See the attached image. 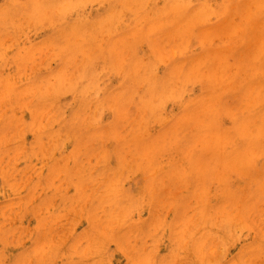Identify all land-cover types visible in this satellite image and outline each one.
Here are the masks:
<instances>
[{
    "label": "rangeland",
    "instance_id": "obj_1",
    "mask_svg": "<svg viewBox=\"0 0 264 264\" xmlns=\"http://www.w3.org/2000/svg\"><path fill=\"white\" fill-rule=\"evenodd\" d=\"M112 1L0 0V264H264V164L260 166L264 163L260 155L264 154V116L255 112H264L256 101L263 99L259 103L264 107V49H257L256 42L248 43L247 34L243 37L248 11L258 12L253 21L264 26V0H145L138 6L146 4L145 8L137 7L144 12L132 7L138 0H120L125 7L129 1L126 10L117 0L111 6ZM168 3L180 6L173 9ZM242 5H247L244 11ZM198 7L213 12L201 14L207 16L204 23ZM195 10L199 23L192 15ZM188 17L195 20L191 28L186 27ZM80 24L83 31L76 32ZM180 27L186 36H181ZM209 33L214 38L211 41L206 38ZM261 36L259 43L264 41ZM218 53H223L222 60ZM194 64L204 71L200 78V72L189 68ZM220 67L225 71L219 70L218 75ZM215 69L217 73L212 72ZM136 71L143 72V77L152 76L139 83L141 76L136 77ZM191 71L196 76L188 74L190 80L186 72ZM207 72L209 78L204 79ZM209 97L215 108L212 100L211 105L206 102ZM249 105L256 108L251 106L249 111ZM251 111L259 113L260 119ZM208 117L212 126L206 124ZM243 127L251 132L250 143H256L253 150L251 146L246 150L248 144H244L249 141H243L248 135ZM236 129L245 136L240 137ZM224 131L232 137L222 135L225 142L219 137ZM217 134L220 142L213 137ZM235 137L243 138L244 144L238 139L235 144ZM211 146L217 151L215 156ZM240 148L247 153L243 155ZM232 149L238 151L237 156H250L248 162L242 156V163L251 168L253 161L249 173L256 182L246 175L248 168L241 159H235V164L225 160ZM251 150L257 152L251 155ZM220 161L225 168L232 166L223 172L219 170L222 163L215 167ZM211 167L223 172L217 176L225 183L217 182ZM258 182L263 185L253 190ZM147 185L152 186L145 191ZM228 188L234 193L230 198L222 193H228ZM242 197L240 204H248L237 211L235 203ZM124 239L121 247L118 241Z\"/></svg>",
    "mask_w": 264,
    "mask_h": 264
},
{
    "label": "bare ground",
    "instance_id": "obj_2",
    "mask_svg": "<svg viewBox=\"0 0 264 264\" xmlns=\"http://www.w3.org/2000/svg\"><path fill=\"white\" fill-rule=\"evenodd\" d=\"M113 1H115V0H113ZM113 1H112V5H111V6H113V3H114ZM119 1H120V0H117V2L115 1V3H119ZM122 1H124V0H121V2H122ZM130 1H131V0H130ZM132 1H133V0H132ZM140 1L143 2V3L147 2V1H145V0H143V1H142V0H138L139 4H138V2L136 1L138 5H137V4H135V5L132 4V7L135 6V8L133 7L134 9H136V10H138V11H142V12H144L143 10H140V9L145 8L144 6H145L146 4H144V6H140V7H142V8H140V7H138L139 5H142ZM149 1H150V0H149ZM127 2H128V3H127V5H128V4H129V1H127ZM154 2H155V1H154ZM159 2H160V0H159ZM164 2H165V0H164ZM164 2H163V3H164ZM260 2H261V1H260ZM263 2H264V1H263ZM119 4H120V3H119ZM119 4H118V5H119ZM148 4H150V3H148ZM156 4H157V3H155V6H157ZM168 4L170 5V3H168ZM185 4H186V3H184V5H185ZM120 5H122V8H123V9H125V8L127 7V5H126V7H125V6L123 5V3L120 4ZM120 5H119V6H120ZM136 5H137V6H136ZM162 5H163V4H161L160 6L162 7ZM174 5H175V6H180V4H177V5H176V4H172V6H171V5H170V6L174 9V8H175ZM181 5H182V3H181ZM184 5H183V6H184ZM263 5H264V4H263ZM263 5H261V6L263 7ZM119 6H118V7H119ZM123 6H124V7H123ZM128 6H131V5H128ZM147 6H148V5H147ZM155 6H154V8H155ZM158 6H159V5H158ZM160 6H159V7H160ZM235 6H236V5H235ZM261 6L259 7V9L261 8ZM98 7H99V5H98ZM118 7H117V8H118ZM120 7H121V6H120ZM137 7L140 8V9H137ZM148 7H149L148 9H151L150 6H148ZM232 7H233V6H232ZM249 7H252V6H249ZM115 8H116V7H115ZM117 8H116V9H117ZM122 8H120V10H121ZM178 8H179V7H178ZM181 8H182V6H181ZM195 8H196V7H195ZM199 8H200V9H199ZM235 8H237V7H235ZM241 8H243V11H244V9L247 8V5H242ZM253 8H254V6H253ZM116 9H115L114 11H116ZM123 9H122V11H123ZM126 9H127V8H126ZM126 9H125V10H126ZM134 9H133V10H134ZM148 9H147V12L149 11ZM161 9H162V8H161ZM198 9H199V10H198ZM248 9H249V8H248ZM87 10H88V9H87ZM125 10H124V12H125ZM128 10H129V9H128ZM145 10H146V9H145ZM151 10H152V9H151ZM178 10H179V9H177V12H178ZM197 10H198L197 13H200V17H204V16L208 15V12H209V13L211 12V11H208V10H207V12L204 11V12L206 13V15H202V16H201V14H205V13L203 12V10H202V7H198ZM200 10L202 11V13L200 12ZM262 10H263V8H261V11H262ZM114 11H113V12H114ZM117 11H119V10H117ZM130 11H131V9H130ZM154 11H155V10H154ZM160 11H161V10H160ZM253 11H254V10H253ZM132 12L134 13L135 10L132 11ZM136 12H137V11H136ZM149 12H151V11H149ZM156 12H158V9H157ZM161 12H163V14H164V13L166 14V12H164V10H162ZM172 12H174V11H172ZM180 12H181V11H180ZM249 12H250V11H248V13H249ZM119 13H120V12H119ZM137 13H138V12H137ZM178 13H179V12H178ZM178 13H177V14H178ZM190 13H191V12H190ZM194 13H195V14H194ZM194 13H192V15H193V16L195 15V17H196V10H195ZM211 13H213V12H211ZM211 13H210V15H211ZM214 13H215V12H214ZM248 13L246 14V16H245L244 19H243V21L245 22L244 24L247 25V28H246V30L244 31V32H246V33L243 35V37L245 36V38H246V34H247V40H248L247 42H248V43H255V42H256V47H257V49L259 48V49L263 50V49H264V41H262V42H260V43H259L258 41H259V39H260V36L264 34V26H263L260 22L253 21V20H254L253 17H254V16L256 15V13H258V12H255V15H253L252 11H251L249 14H248ZM259 13L261 14V12H259ZM116 14H117V12H116ZM157 14H160V12H159V13H156V15H157ZM165 14H164V15H165ZM215 14H216V13H215ZM112 15H113V14H112ZM118 15H119V14H118ZM156 15H155V16H156ZM161 15H162V14H161ZM161 15H160V16H161ZM166 15H167V14H166ZM192 15H191V16H192ZM210 15H209L208 17H210ZM178 16H179V15H178ZM191 16H190V18H191ZM215 16H216V15H215ZM217 16H218V15H217ZM200 17H199V15H198V17H196V19H198V20H196V21H198V23L200 22V21H199V20H200V19H199ZM188 18H189V17H188ZM190 18H189V21H187V19L185 20V22H186V21H187V22H190V23H188L189 25H188L187 22H186V25H187V26H186V25H185V26L188 27V28H189V27H190V28L193 27L194 24H195V23H194L195 20H193L194 18L192 19V20H193V23H191L192 20H191ZM206 18H207V16H206ZM201 19H202V23H204L205 17H204V18H201ZM263 19H264V18H263ZM167 21H168V20H167ZM172 21H173V20H172ZM261 21H262V20H261ZM205 22H206V20H205ZM198 23H197L196 25H198ZM190 24H191V25H190ZM80 26H81V24L75 27L76 32H78V31L81 32L80 29L83 31V29L80 28ZM185 26H183V27H185ZM111 27H112V26H111ZM181 27H182V26H181ZM181 27H180V28H181ZM183 27H182V28H183ZM237 27H238V30H242L241 27H239V26H237ZM237 27H236V30H237ZM48 28H49V27H48ZM76 28H77V29H76ZM182 28H181L182 35H181V32H180V35H181V36H183V35L186 36V34H188V33L185 32V30H182ZM228 28H229V27H228ZM22 29H23V28H22ZM78 29H79V30H78ZM185 29H186V28H185ZM72 30H73V29H72ZM77 30H78V31H77ZM136 30H138V28H137ZM186 30H188V29H186ZM190 30H191V31H188V32H191V34L194 35V33L192 32L193 30H192V29H190ZM236 30H235V31H236ZM238 30H237V32H238ZM47 32H48V31H47ZM59 32H60V31H59ZM61 32H62V31H61ZM151 32H152V31H151ZM151 32H150V33H151ZM176 32H177V31H176ZM183 32H184V33H183ZM206 32L208 33V31H206ZM221 32H222V30H221ZM237 32H236V33H237ZM232 33H233L232 35H234V32H232ZM34 34H35V33H34ZM178 34H179V33H178ZM178 34H176L175 36H178ZM212 34H213V33H212ZM215 34H216V33H215ZM19 35H20V34H19ZM35 35H36V34H35ZM67 35H68V33H67ZM153 35H154V33H153ZM209 35H210V33H209ZM218 35H219V33H218ZM224 35H225V34H224ZM227 35H229V34H227ZM148 36H151V35H148ZM181 36H178V37L180 38ZM185 36H184V37H185ZM188 36H189V35H187V37H188ZM195 36H196V35H195ZM205 36H206V35H205ZM210 36H211V35H210ZM210 36H209V37H206V38H207V39L210 38V41H211V40H213L214 38H213V36H211V37H210ZM21 37H22V36H21ZM38 37H39V36H38ZM69 37H70V36H69ZM69 37H67V38H69ZM153 37H154V36H153ZM184 37H183V38H184ZM190 37H191V36H190ZM214 37H215V35H214ZM222 37H223V36H222ZM222 37H221V38H222ZM261 37H262V36H261ZM148 38H150V37H148ZM188 38H189V37H188ZM211 38H213V39H211ZM10 39H11V38H10ZM155 39H156V38H154L153 42H154V41L156 42ZM177 39H178V38H177ZM180 39H181V38H180ZM31 40H32V39H31ZM68 40H69V39H68ZM128 40H129V38H128ZM128 40H127V41H128ZM148 40H149V42H151L150 39H148ZM173 40H174V39H173ZM245 40H246V39H245ZM262 40H263V39H262ZM175 41H176V40H175ZM200 41H202L201 38H200ZM204 41H205V40H204ZM204 41H203V42H204ZM70 42H71V41H70ZM167 42H168V41H167ZM171 42H172V40H171ZM189 42H190V41H189ZM207 42H208V40H207ZM245 42H246V41H245ZM245 42H244V43H241V44H245ZM3 43H4V42H3ZM101 43H102V42H101ZM163 43H164V42H163ZM165 43H166V42H165ZM165 43H164V44H165ZM177 43H179V42H177ZM198 43H200L199 40H198ZM68 44H69V43H68ZM164 44H163V46H164ZM169 44H170V43H169ZM200 44H201V43H200ZM208 44H210V43L208 42ZM170 45H171V47H172V43H171ZM234 45H235V44H234ZM245 45H246V44H245ZM180 46H181V45H180ZM200 46H201V45H200ZM235 46H236V45H235ZM238 46H239V45L237 44V47H238ZM241 46H243V45H241ZM252 46H253V45H252ZM168 47H169V46H168ZM248 47H249V46H248ZM164 48H165V46H164ZM169 48H170V47H169ZM169 48H168V49H169ZM180 48H181V47H180ZM238 48H239V47H238ZM238 48H237V49H238ZM94 49H95V48H94ZM171 49H172V48H171ZM174 49H175V48H174ZM174 49L172 50L173 52H175ZM239 49H240V48H239ZM48 50H49V49H48ZM92 50H93V49H92ZM129 50H130V49H129ZM169 50H170V49H169ZM169 50H168V51H169ZM177 50H178V49H177ZM94 51H95V50H94ZM165 51H166V50H165ZM168 51H167V52H168ZM232 51H233V50H232ZM234 51H236V50L234 49ZM234 51H233V52H234ZM239 51H240V50H239ZM239 51H236V52H239ZM45 52H46V51H45ZM92 52H93V51H92ZM167 52H166V53H167ZM223 52H224V51H223ZM259 52H262V51H259ZM89 53H90V52H89ZM243 53H244V52H243ZM245 53H247V52H245ZM250 53H251V52H250ZM173 54H174V53H173ZM173 54H172V56H174ZM234 54H235V52H234ZM239 54H240V53H239ZM252 54H253V53H252ZM50 55H51V54H50ZM76 55H77V54H76ZM237 55H238V54H237ZM240 55H241V54H240ZM253 55H254V54H253ZM253 55H252V58H253ZM168 56H169V54H168ZM199 56H200V55H199ZM223 56H224L223 53H218V57H219L220 60H222ZM248 57H249V56H248ZM41 58H42V57H41ZM82 58H83V56H82ZM214 58H215V57H214ZM235 58H236V57H235ZM252 58H251V59H252ZM203 59H204V58H202V61L204 62L205 59H204V60H203ZM207 59H208V58H207ZM236 59H237V58H236ZM246 59H247V58H246ZM171 60H172V59H171ZM226 60H227V59H226ZM231 60H233V59H231ZM237 60H238V59H237ZM169 61H170V60H169ZM195 61L197 62V61H199V60H196V59H195ZM202 61H201V62L199 61L198 63L202 64V63H203ZM224 61H225V60H224ZM246 61H247V60H246ZM196 62H195V63H196ZM206 62L208 63L209 61H206ZM240 62H241V61H240ZM243 62H244V61H243ZM247 62H249V64H250V61H247ZM252 62H253V61L251 60V63H252ZM180 63L183 64L184 61H183V62H180ZM180 63H179V64H180ZM185 63H187V62H185ZM209 63H210V62H209ZM232 63H235V62L232 61ZM238 63H239V62H238ZM238 63H237V64H238ZM241 63H242V62H241ZM244 63H245V62H244ZM244 63H243V65H244ZM190 64L193 65V62H192V63L190 62ZM200 64H198V65H197V64H194V67H191V66H190L189 68H191V70L193 71V70L195 69V65H197V66L199 67ZM205 64H206V63H205ZM210 64H211V63H210ZM210 64H209V65H210ZM219 64H221V62H220ZM219 64H217L218 67H219ZM237 64H236V67H239ZM177 65H178V64H176V66H177ZM221 65H222V64H221ZM234 65H235V64H234ZM234 65H233V66H234ZM178 66H180V65H178ZM178 66H177V67H178ZM183 66H184V65H183ZM245 66H247V65H245ZM245 66H244V67H245ZM67 67H68V66H67ZM177 67H175V65H174L173 69L176 70ZM180 67H181V66H180ZM185 67H187V66H185ZM208 67H209V66H208ZM225 67H226V66H225ZM9 68H10V67H9ZM137 68H138V67H137ZM192 68H193V69H192ZM204 68H205V65H204ZM222 68H223V67H220V68L218 69V75H220L221 72L223 73V72L225 71V68H224V69H222ZM139 69H140V68H139ZM155 69H156V66H155ZM177 69H178V68H177ZM179 69H181V68H179ZM183 69H184V67L181 69V73H182V70H183ZM197 69H198V68H197ZM197 69H195V71H197L198 73L200 72V73L198 74V78H200V77H199L200 74H202V73L204 74V71H203V72L200 71L201 69L198 71ZM205 69H206V68H205ZM234 69H235V68H234ZM208 70H209V69H208ZM219 70H220L221 72H219ZM222 70H224V71H222ZM179 71H180V70H179ZM184 71H186V69H185ZM184 71H183V72H184ZM188 71H190V70H188ZM192 71H191V72H186V73H187L186 75H188V74L190 75V73H192L191 76H194V77H195V76H196V73H194V74H195V75H194ZM210 71H211V70H210ZM216 71H217V70L215 69V70L212 71V72H216ZM229 71H230V70H229ZM73 72H74V71H73ZM138 72H139V71H138ZM140 72H141V71H140ZM177 72H178V71L176 70V73H177ZM205 72H206V71H205ZM208 72H209V71H208ZM208 72H207V74H208L207 76H204V75H203L204 77H206V78H204V79H207V77L209 78V73H210V72H209V73H208ZM212 72H211V73H212ZM255 72H257V70L254 71L253 73H255ZM142 73H143V72H142ZM142 73H141V74H140V73L137 74V71H136L134 74H137L136 77L139 78V76H141ZM146 73H147V72H146ZM176 73H175V75H176ZM181 73H179V74H181ZM216 73H217V72H216ZM216 73H215V74H216ZM219 73H220V74H219ZM250 73H251V71H250ZM134 74H133V75H134ZM177 74H178V73H177ZM243 74H246V73H243ZM138 75H139V76H138ZM143 75H144V73H143ZM146 75H147V74H145V76H146ZM173 75H174V74H173ZM184 75H185V74H184ZM189 75L186 76V77L189 78ZM205 75H206V74H205ZM213 75H214V74H213ZM228 75H229V72H228ZM228 75H227V76H228ZM254 75H255V74H254ZM257 75H258V74H257ZM151 76H152V73H151V75H149V76H147V77H143V76H141V80L138 79V80H140L139 83L143 82V81H142L143 79H144V81H145V79L147 80V78H148V77H151ZM181 76H182V74H181ZM191 76H190V78H191ZM211 76H212V75H211ZM214 76H215V75H214ZM214 76H213V79H215V80H218V77L223 78V77H221V76H217V77H214ZM222 76L225 77L224 74H223ZM243 76H244V75H243ZM245 76H246V75H245ZM136 77L133 78V80L136 79ZM175 77H176V76H175ZM246 77H247V76H246ZM13 78H14V77H13ZM180 78H181V77H180ZM190 78H189V79H190ZM216 78H217V79H216ZM220 78H219V81H220V80L222 81V79H220ZM99 79H100V78H99ZM109 79H110V78H109ZM178 79H179V78H178ZM225 79H226V77H225ZM227 79H228V77H227ZM227 79H226V82H227ZM244 79H245V77H244ZM248 79H251V78L248 76ZM263 79H264V78H263ZM110 80H111V79H110ZM151 80H152V78H151ZM179 80H181V79H179ZM190 80H191V79H190ZM228 80H229V79H228ZM255 80H256V79H255ZM152 81H153V80H152ZM249 81H250V80H249ZM260 81H261V80H260ZM146 82H147V81H146ZM146 82H145V83H146ZM229 82H230V81H229ZM251 82H252V81H251ZM251 82H248V83H249V86H247V89L250 88V84H251ZM136 83H137V82H136ZM139 83H138V84H139ZM145 83H144V84H145ZM150 83H151V82H149V83L147 82V84H149V85H150ZM219 83H220V82H219ZM224 83H225V82H224ZM260 83L262 84V82H260ZM260 83H259V85H260ZM13 84H14V83H13ZM151 84H153V85L155 86V84H154L153 82H152ZM211 84H212V83H211ZM214 84H215V83H214ZM209 85H210V84H209ZM209 85H208V86H209ZM217 85H218V84H217ZM254 85H255V84H254ZM254 85H251V86H253V87L256 88V87H257V86H256L257 83H256L255 86H254ZM259 85H258V86H259ZM262 85H263V84H262ZM150 86H151V85H150ZM215 86H216V85H215ZM263 86H264V85H263ZM39 87H40V86H39ZM151 87H152V86H151ZM156 87H157V85H156ZM211 87H213V86L211 85ZM139 88H140V87H139ZM152 88H153V87H152ZM192 88H193V87H192ZM221 88H222V87H221ZM238 88H239V87H238ZM209 89H210V88H209ZM260 89H261V88H260ZM260 89H259L258 92H260ZM262 89H263V87H262ZM262 89H261V90H262ZM30 90H31V89H29V91H30ZM222 90L224 91V89H222ZM225 90H226V89H225ZM253 90H255V89L253 88ZM29 91H28V92H29ZM210 91H211V90H210ZM220 91H221V89H220ZM223 91H221V93H223ZM226 91H227V90H226ZM138 92H139V91H138ZM217 93L219 94L220 92H217ZM221 93H220V94H221ZM250 93L252 94V92H250ZM29 94H30V93H29ZM29 94H28V95H29ZM97 94H98V93H97ZM218 94H216V95H218ZM220 94H219V95H220ZM223 94H224V93H223ZM246 94H247V90H246V92H245V94H244V97L247 96ZM262 94H263V91H262ZM219 95H218V96H219ZM245 95H246V96H245ZM256 95H257V94H256ZM259 95H260V93H259ZM259 95H258V96H259ZM11 96H12V95H11ZM29 96H30V95H29ZM119 97H120V94H119ZM254 97H255V96H254ZM254 97H253V99H254ZM259 97H260V96H259ZM262 97H263V95H262ZM218 98H219V97H218ZM221 98H223V97L221 96ZM221 98H220V99H221ZM32 99H33V97H32ZM134 99H135V98H134ZM207 99H208L209 101H208ZM207 99H206V100H207L206 102H207V103L210 102L209 105H211L212 102L214 103V99H215V100L217 99V96H216L214 99H210V97L207 98ZM242 99H244V98L242 97ZM242 99H240V100H242ZM253 99H250V101H252ZM256 99H257V98H256ZM256 99H254V100H256ZM260 99H261V98H260ZM260 99H259V100H260ZM3 100H4V99H3ZM210 100H212V102H211ZM245 100H247V98H245ZM254 100H253L252 102H255ZM262 100H263V99H262ZM262 100H260V101L256 100V101L258 102L259 107L264 108L262 105H260V103H261ZM69 101H70V100H69ZM250 101H248V103H249ZM66 102H67V101H66ZM71 102H72V101H70V103H71ZM206 102L203 101V102H201V104H202V103L204 104V103H206ZM215 102H216V101H215ZM219 102H221V101H219ZM219 102L217 103V105H221ZM259 102H260V103H259ZM263 102H264V101H263ZM67 103H68V102H67ZM240 103H241V101H240ZM240 103H239V105H240ZM248 103H246V104H248ZM250 103H251V102H250ZM255 103H256V102H255ZM255 103H254V104H255ZM165 104H166V103H165ZM201 104H200V105H201ZM203 104H202V106H203ZM242 104H243V107H244V106H245L244 102H243ZM200 105H199V106H200ZM214 105H215V103L213 104V107H214ZM263 105H264V104H263ZM0 106H1V103H0ZM65 106H66V105H65ZM162 106H163V105H162ZM174 106H175V105H174ZM202 106H201V107H202ZM251 106L253 107L254 105H249V106H247V107H248L247 109L251 108ZM256 106H257V104H256ZM256 106H254V107L256 108ZM70 107H71V105H70ZM204 107H205V106H203V108H204ZM209 107H210V106H209ZM239 107H241V106H238V108H239ZM89 108H90V107H89ZM164 108H165V107H164ZM197 108H198V107H197ZM197 108H196V109H197ZM214 108H215V107H214ZM214 108H213V110H214ZM238 108H235V109H238ZM245 108H246V106H245ZM255 108H253V109H255ZM71 109H72V108H71ZM216 109H217V108H216ZM216 109H215V110H216ZM230 109H231V107H230ZM257 109H258V106H257ZM257 109H255V110H257ZM5 110H6V109H5ZM5 110H4V111H5ZM15 110H16V109H15ZM211 110H212V109H211ZM213 110H212V111H213ZM238 110L241 111V109H238ZM242 110H243V108H242ZM244 110H245V109H244ZM250 110H251V109H249V111H250ZM255 110H254V111H255ZM263 110H264V109H263ZM200 111L202 112V110H200ZM204 111H205V110H204ZM235 111H237V110H235ZM235 111H234V112H235ZM254 111H253V112H254ZM136 112H137V111H136ZM217 112H219V108H218V111H217ZM242 112H243V111H241V114H242ZM245 112H246V111H245ZM247 112H248V111H247ZM251 112H252V111H251ZM253 112H252V114H256L257 117H259L258 119H260V117H261L260 114H262V115L264 116V112L262 113V112H260L259 110H258V111H255V112H259L260 114H259V113H255V112L253 113ZM57 113H58V112H57ZM69 113H70V112H69ZM202 113H203V112H202ZM206 113H209V114H210L211 111H210V112L207 111ZM206 113H205V114H206ZM212 113H213V117H214L215 114H214V112H212ZM215 113H216V112H215ZM231 113H232V112H231ZM14 114H15V113H14ZM35 114H36V113H35ZM102 114H103V113H102ZM136 114H137V113H136ZM196 114H197V113H196ZM200 114H201V113H200ZM209 114L206 115V117L209 116ZM232 114H233V113H232ZM246 114H251V113L248 112V113H246ZM246 114H245V116H246ZM36 115H37V114H36ZM187 115H188V114H187ZM239 115H240V114H239ZM258 115H259V116H258ZM129 116H130V115H129ZM144 116H145V115H144ZM164 116H165V115H164ZM200 116H201V115H200ZM215 116H216V118H217V115H215ZM245 116L243 115L242 117H241V116H240V117H241V118H245ZM37 117H38V115H37ZM37 117H36V118H37ZM42 117H43V116H42ZM73 117H74V116H73ZM100 117H102V116H100ZM191 117H192V116H191ZM191 117H190V118H191ZM211 117H212V115L210 116V118H211ZM213 117H212V118H213ZM236 117H237V116H236ZM77 118H78V117H77ZM134 118H135V117H134ZM186 118H187V117H186ZM208 118H209V117H208ZM210 118H209V120L207 119V120L209 121V123H208V122L206 123L207 126H208V124H209V126H212L211 123H213V121H212ZM216 118H214V122H216V123L218 124ZM241 118H240V119H241ZM99 119H100V118H99ZM187 119H188V118H187ZM200 119H201V118H200ZM205 119H206V118H205ZM215 119H216V121H215ZM263 119H264V117H263ZM263 119H262V120H263ZM10 120H11V119H10ZM35 120H37V119H35ZM69 120H71V119H69ZM118 120H119V119H118ZM118 120H117V121H118ZM190 120H191V119H190ZM17 121H18V120H17ZM72 121H73V120H72ZM72 121H71V122H72ZM86 121H87V120H86ZM139 121H140V120H139ZM238 121H239V120H238ZM257 121H258V120H257ZM259 121H261V120H259ZM90 122H91V121H90ZM155 122H156V121H155ZM201 122H203V120H202ZM205 122H206V121H205ZM210 122H211V123H210ZM241 122L243 123V119L241 120ZM254 122H255V121H254ZM263 122H264V120H263ZM263 122H262V123H263ZM134 123H135V122H134ZM242 123H241V125H242ZM18 124H19V123H18ZM42 124H43V123H42ZM44 124H45V123H44ZM89 124H90V123H89ZM255 124H256V123H255ZM257 124H258V123H257ZM260 124H261V122H260ZM14 125H16V124H14ZM20 125H21V124H20ZM61 125H62V124H61ZM80 125H81V124H80ZM262 125H263V124H262ZM64 126H65V125H64ZM67 126H68V125H67ZM106 126H107V125H106ZM114 126H115V125H114ZM151 126H152V125H151ZM237 126H239V125H237ZM259 126H260V125H259ZM259 126H257V127H259ZM140 127H141V126H140ZM218 127H219V126H218ZM261 127H263V129H264V125L261 126ZM15 128H16V127H15ZM38 128H40V127H38ZM236 128H237V127H236ZM248 128H249V127H248ZM20 129H21V128H19L18 130H20ZM147 129H148V128H147ZM187 129H188V128H187ZM212 129H214V127H213ZM212 129H211V130H212ZM238 129H239V128H238ZM167 130H168V129H167ZM236 130H237V129H236ZM242 130H243V131L245 130V131H244V132H245V135H246V133L248 134L247 128L244 129V127H243ZM242 130L239 131V132H238V130H237V132L240 134V135H239L240 137H244V136H245L244 134L241 135V133H243ZM248 130H249V129H248ZM258 130H259V129H258ZM104 131H105V130H104ZM116 131H117V130H116ZM212 131H214V132L216 131V132H217V130H212ZM212 131H210V132H212ZM246 131H247V132H246ZM251 131H252V130H251ZM129 132H130V131H128V133H129ZM214 132H213V134H214ZM224 132H225V133H223V132H222V133H219V132H218L219 134H221V136H219V135L217 134V138L215 137V135H214L213 137H214L215 140L217 141L218 136H219V137L221 138V141L225 142V139H224V140L222 139V135H224V138L229 137V135L226 133V131H224ZM240 132H241V133H240ZM38 133H40V132H38ZM119 133H120V132H119ZM119 133H116V134H119ZM228 133H231V132L228 131ZM235 133H236V132H235ZM213 134H212V135H213ZM226 134H227V135H226ZM233 134H234V133H233ZM236 134H237V133H236ZM5 135L7 136L6 133H5ZM143 135H144V134H143ZM207 135H209V134H207ZM212 135H211V136H212ZM230 135H231V134H230ZM250 135H251V132H250L248 135H246V139H245V140H243V138L241 139L240 137H239V139L235 137V139H232V141L234 140V141H233L234 143H235V140H236V139H238V142H239V140H241V141H242V140H243V141H246V140L249 141L248 143H245V144H244L243 141H242V143H243L244 145L248 144V146H246V150H247V148H248L249 146L252 147L253 143H255V142L250 143L251 140H249V139L247 138V137L250 136ZM95 136H96V135H95ZM232 136H233V135H232ZM236 136H237V135H236ZM261 136H262V135H261ZM12 137H13V135H12ZM213 137L211 138L212 140H214ZM19 138H20V137H19ZM22 138H23V137H22ZM207 138H208V137H207ZM229 138H232V137H229ZM6 139H7V138H6ZM8 139H9V138H8ZM95 139H96V138H95ZM211 139H210V140H211ZM227 139H228V138H227ZM250 139H251V138H250ZM0 140H1V139H0ZM2 140H3V139H2ZM98 140H99V139H98ZM109 140H110V139H109ZM229 140H230V139H229ZM18 141H19V140H18ZM65 141H67V140H65ZM216 141H214V142H216ZM232 141H229V142L233 144ZM214 142L211 143V145H212V144H214V145H215V144H218V146L220 147L219 143H214ZM218 142H220V139H218ZM238 142H237V140H236V143H235V144H237ZM91 143H92V142H91ZM207 143H208V142H207ZM240 143H241V142H240ZM242 143H241V145H242ZM66 144H67V143H66ZM93 144H94V143H93ZM220 144H222V143H220ZM223 144H225V143H223ZM226 144H227V145L229 144L228 141H227ZM235 144H233V145H235ZM258 144H260V143L258 142ZM258 144H257V145H258ZM261 144H262V143H261ZM86 145H87V144H86ZM86 145H85V146H86ZM206 145H207V144H206ZM214 145H213V146H214ZM233 145H232V146H233ZM244 145H242L241 147H243ZM262 145H263V144H262ZM213 146H211V147H213ZM221 146H222V145H221ZM228 146H229V145H228ZM230 146H231V144H230ZM253 146H256V143H255V145H253ZM63 147H64V146H63ZM89 147H90V146H89ZM214 147H215V146H214ZM214 147H213V150H214ZM236 147H237V146H236ZM251 147H250V148H251ZM257 147L260 148L261 145H259V146H257ZM262 147H264V146H262ZM220 148H221V147H220ZM224 148H225V145H224ZM231 148H232V147H231ZM234 148H235V147H234ZM244 148H245V147H244ZM46 149H47V148H46ZM206 149H207V146H206ZM221 149H223V147H222ZM221 149H219V151H220ZM229 149H230V148H229ZM238 149H239V148H238ZM240 149H242V148H240ZM156 150H157V149H156ZM217 150H218V149H217ZM232 150H233V153H234V149H232ZM232 150H231V154H232ZM246 150H245V149H244V150L242 149V153H243V151L245 152ZM248 150H249V149H248ZM252 150H253V147H252ZM252 150H251V153L248 152V153L251 154V155H252V152L254 153V151H256V150H254V151H252ZM261 150H262V149H261ZM47 151H49V150H47ZM145 151H146V150H145ZM208 151H210V150H208ZM211 151H212V150H211ZM221 151H222V150H221ZM226 151H228V148H227V150H224V149H223V152H224V153H225ZM235 151H237V150H235ZM258 151H260V150L258 149ZM262 151L264 152V150H262ZM57 152H58V151H57ZM146 152H147V151H146ZM215 152H217L216 149H215L214 151L211 152V153H213V154H211V155H214V156H215V155L217 154V153H215ZM228 152H229V151H228ZM256 152H257V151H256ZM51 153H52V152H51ZM51 153L48 152L49 155H50ZM224 153H223V154H224ZM236 153H238V151H237ZM236 153H234V154H236ZM239 153H240V150H239ZM246 153H247V151H246ZM152 154H153V153H152ZM152 154H151V157H150V158H152ZM231 154H229V153L227 154V153H226L227 156H229V155H230V156H229V158L227 157L225 160L229 159V161H231L230 163L233 162L234 164H235V162H237V161H234L235 159H238V160L241 159L240 162L242 163V161H243L244 159L247 160V161L244 160L245 162H248V158L250 157V156H248V157H247V156H243V155H244V153H243V155L239 154V155H240V158H239V155L237 156V154H236L237 157L234 156V158L230 159L231 156L234 155V154H232V155H231ZM255 154H256V153H255ZM255 154H253V155L256 156ZM257 154H258V153H257ZM56 155H57V154H56ZM205 155H206V154H205ZM211 155H210V156H211ZM260 155H261V156H264L263 153H262V154L260 153ZM17 156H18V155H17ZM51 156H52V155H51ZM126 156H127V155H126ZM149 156H150V154H149ZM210 156H209V157H210ZM222 156H225V155H222ZM242 156L244 157V159H242V158H243ZM225 157H226V156H225ZM235 157H236V158H235ZM241 157H242V158H241ZM246 157H247V158H246ZM256 157H257V156H256ZM256 157H253V159L256 158ZM150 158H149V159H150ZM206 158H207V157H206ZM212 158H213V156H212ZM223 158H224V157H223ZM258 158H259V157H258ZM258 158H257V159H258ZM78 159H79V157H78ZM82 159H83V158H82ZM82 159H81V160H82ZM262 159H263V158H262ZM222 160H223V159H221V161H222ZM40 161L42 162V160H40ZM45 161H46V160H45ZM221 161L218 162L217 166H215V167L218 168V167H219L218 165L222 163ZM254 161H255V160H254ZM43 162H44V161H43ZM240 162H239V164H240ZM263 162H264V161H263ZM7 163H8V162H7ZM59 163H60V162H59ZM212 163H213V162H212ZM225 163L227 164V161H225ZM250 163H251V165H252V167H253V161L250 162ZM14 164H15V163H14ZM242 164H243V163H242ZM244 164H247V163H244ZM244 164H243V165H244ZM248 164H249V163H248ZM263 164H264V163H262L260 166H262ZM37 165H38V164H37ZM209 165H210V164H209ZM222 165H223V166L220 165L221 168L219 167V170L222 169L221 171H223V172H224L225 170L227 171L226 168H229V167L232 166V165L228 166V164H227V166H226V168H225V165H224L223 163H222ZM256 166H257V164H256ZM2 167H3V166H2ZM222 167H223V168H222ZM240 167L242 168V166H240ZM240 167H239V168H240ZM244 167H247V165H244ZM252 167H251V168H252ZM44 168H45V167H44ZM212 168H213V167H211L210 169H212ZM224 168H225V170H223ZM237 168H238V167H237ZM237 168H236V169H237ZM239 168H238V169H239ZM247 168H248V167H247ZM251 168H250V165H249L248 170L244 169L243 171L246 170V171L249 173V170H250ZM254 168H257V167H254ZM259 168H260V167H259ZM259 168H258V169H259ZM208 169H209V167H208ZM215 169H216V168H213L212 170L214 171ZM258 169H257V170H258ZM261 169H262V168H261ZM261 169H259L258 171H260ZM203 170H204V169H203ZM212 170H210V171H212ZM216 170H218V169H216ZM216 170L214 171L215 174H214L213 172H212V174H213L214 176L217 177V178L215 177V178L217 179V182H218V183H219V182L221 183V182H222V179H220L221 177L219 176V178H218V176H217V173H219V175H220L221 171L218 172V171H216ZM230 170H231V168H230ZM230 170L228 169L229 172H230ZM252 170H254L255 172H257L255 169H252ZM263 170H264V168H263ZM123 171H124V170H123ZM200 171H202V170H200ZM240 171H241V170H240ZM246 171H245V173H243V174H246ZM250 171H251V170H250ZM261 171H262V170H261ZM223 172H222V173H223ZM229 172H228V173L226 172V175H227V174H230ZM237 172H238V171H237ZM237 172H236V173H237ZM208 173L210 174V172H208ZM222 173H221V174H222ZM233 173H235V171H234ZM236 173H235V174H236ZM238 173H239V172H238ZM238 173H237V174H238ZM251 174H252V172L249 173V174H246V175H247V176L249 175V176L251 177ZM262 174H263V173H262ZM135 175H136V174H135ZM222 175H223V174H222ZM33 176H34V175H33ZM169 176H170V175H169ZM200 176H201V175H200ZM227 176H228V175H227ZM227 176H226V179H227ZM171 177H172V176H171ZM203 177H204V176H203ZM236 177H237V176H236ZM250 177H249V178L247 177V178L250 179ZM169 178H170V177H169ZM173 178H174V177H173ZM173 178H172V179H173ZM212 178H213V176H212ZM222 178H225V175H224V177H222ZM238 178H239V177H238ZM247 178H246V179H247ZM252 178H255V177H254V176L251 177V180H252ZM103 179H104V178H103ZM201 179H202V178H201ZM208 179H209V178H208ZM219 179H220L221 181H220ZM257 179H258V177H257ZM218 180H219V181H218ZM227 180H228V179H227ZM254 180H256V178H255ZM259 180H260V178H259ZM259 180H258V181H259ZM262 180H263V179H262ZM27 181H28V180H27ZM27 181H26V182H27ZM252 181H253V180H252ZM172 182H174V180H173ZM172 182H171V185L173 184ZM178 182H179V181H177L176 183L174 182V183L177 184ZM181 182H182V181H181ZM249 182H250V181L248 180V183H249ZM253 182H256V181H253ZM261 182H262V181H261ZM261 182H258V183L260 184V185L257 184V185H259V187L256 185V186L253 188V190H254L255 188H256V189L260 188V186L263 185V184H261ZM263 182H264V181H263ZM24 183H25V181H24ZM222 183H225V182H222ZM222 183H221V184H222ZM147 184H148V183H147ZM179 184H180V183H179ZM253 184H254V183H252V184H250V185H253ZM148 185H149V184H148ZM148 185H147V186H148ZM182 185H183V184H182ZM224 185H225V184H224ZM92 186H93V185H92ZM143 186H144V185H143ZM151 186H152V185H151ZM151 186L146 187V188H145V191H146L147 188L150 189ZM177 186H179V185H177ZM225 186H226V185H225ZM225 186L222 187V189L225 188ZM227 186H228V185H227ZM227 186H226L225 189H227ZM237 186H238V185H237ZM24 187H25V186H24ZM93 187H94V186H93ZM93 187H92V188H93ZM96 187H97V186H96ZM175 187H176V186H175ZM179 187H180V186H179ZM179 187H178V188H179ZM181 187H182V186H181ZM181 187H180V188H181ZM251 187H252V186H251ZM251 187H248V188H251ZM262 187H264V186H262ZM67 188H68V187H67ZM67 188H66V189H67ZM83 188H84V187H83ZM180 188L178 189L179 191L181 190ZM214 188H215V187H214ZM10 189H11V188H10ZM94 189H95V188H94ZM94 189H93V190H94ZM165 189H166V188H165ZM228 189H229V188H228ZM236 189H240V190H241L242 188H241V187H239V188L236 187ZM18 190H19V189H18ZM80 190H82V189H80ZM88 190H89V189H88ZM178 190H177V191H178ZM218 190H220V189H218ZM223 190H224V189H223ZM233 190H234V189H233ZM261 190H264V189H261ZM261 190H260V191H261ZM90 191H91V190H90ZM228 191H229L228 193H227V190H226V193H225L224 191H222V193L226 194V196H228V198H230V197H231L230 195H232V194L234 195V193L230 194V192H232V190H230V189H229ZM256 191H257V190H256ZM5 192H6V191H5ZM94 192H95V191H94ZM94 192H92V193H94ZM97 192H98V191H97ZM150 192H151V191H150ZM210 192H211V191H210ZM236 192H237V191H236ZM236 192H235V193H236ZM246 192H247V190H246ZM248 192H249V191H248ZM251 192H253V191H251ZM17 193H19V192H17ZM90 193H91V192H89V195H90ZM95 193H96V192H95ZM142 193H143V192H142ZM217 193H218V192H217ZM240 193H241V192L239 191V193H237V194H239V196H241L242 193H241V194H240ZM243 193H244V192H243ZM224 194H223V195H224ZM228 194H229V195H228ZM244 194H245V193H244ZM244 194H243V195H244ZM246 194H247V193H246ZM246 194H245V195H246ZM136 195H137V194H136ZM140 195H141V194H140ZM214 195H215V194H214ZM137 196H138V195H137ZM137 196H136V197H137ZM149 196H150V194H149ZM224 196H225V195H224ZM229 196H230V197H229ZM236 196H237V195H236ZM239 196H237V197H239ZM136 197H134V198H136ZM210 197H211V196H210ZM232 197H234V196H232ZM0 198H1V197H0ZM148 198H149V197H148ZM162 198H163V197H162ZM162 198H161V199H162ZM176 198H177V197H176ZM176 198H175V199H176ZM220 198H222V196H221ZM245 198H246V197H245ZM175 199H174V200H175ZM240 199H241V201H242V200L244 201V198L242 197V198H239V199H238V200H239V201H238L239 203H238V202L235 203V205H236V204L239 205V209H238L237 206H236L237 211H239V210L242 209V208H240V206L242 205V204H240V203H241ZM246 199H247V198H246ZM190 200H191V199H190ZM217 200H218V199H217ZM75 201H76V200H75ZM224 201H226V200H224ZM76 202H78V200H77ZM161 202H162V201H161ZM189 202H190V201H189ZM5 203H6V202H5ZM143 203H144V202H143ZM146 203H147V202H146ZM172 203H173V202H172ZM230 203H231V202H230ZM263 203H264V202H263ZM59 204H60V203H59ZM86 204H87V203H86ZM165 204H166V202H165ZM232 204H234V203H232ZM244 204H245V203H244ZM244 204H243V205H244ZM247 204H248V203H247ZM247 204H245V205H247ZM80 205H81V204H80ZM87 205H88V204H87ZM223 205H224V204H223ZM228 205H230V204H228ZM243 205H242V206H243ZM2 206H3V205H2ZM18 206L20 207V205H18ZM27 206H28V205H27ZM143 206H145V205H143ZM157 206H158V205H157ZM168 206H169V204H168ZM197 206H198V205H197ZM197 206H196V207H197ZM242 206H241V207H242ZM72 207H73V206H72ZM246 207H247V206H246ZM192 208H193V206H192ZM222 208H223V207H222ZM231 208L233 209V208H235V207H231ZM247 208H248V207H247ZM247 208H246V209H247ZM74 209H75V207H74ZM198 209H199V208H198ZM246 209H243V210H246ZM248 209H249V208H248ZM76 210H77V209H76ZM233 210H234V209H233ZM263 210H264V209H263ZM74 211H75V210H74ZM155 211H156V210H155ZM168 211H169V210H168ZM207 211H208V210H207ZM261 211H262V210H261ZM261 211H260V213H262ZM16 212H17V211H16ZM163 212H164V211H163ZM170 212H171V211H170ZM186 212H187V211H186ZM232 212H233V211H232ZM232 212H231V213H232ZM255 212H256V211H255ZM260 213H259V214H260ZM131 214H132V213H131ZM137 214H138V213H137ZM220 214H223V212L220 213ZM232 214H233V213H232ZM235 214H236V216H239V215H237L236 212H235ZM238 214H239V213H238ZM240 214H241V213H240ZM243 214H246V213H243ZM15 215H16V214H15ZM74 215H75V214H74ZM74 215H73V216H74ZM78 215H79V212H78ZM78 215H77V216H78ZM205 215H206V214H205ZM228 215H229V214H228ZM246 215H247V214H246ZM260 215H261V214H260ZM79 216H80V215H79ZM100 216H101V215H100ZM223 216H225V213L223 214ZM81 217H82V216H81ZM199 217H200V216H199ZM227 217H228V216H227ZM262 217H264V216H262ZM262 217H260V219H261ZM29 218H30V217H29ZM78 218H79V217H78ZM150 218H151V217H150ZM232 218H233V217H232ZM247 218H248V217H247ZM66 219H67V218H66ZM73 219H74V218H73ZM199 219H200V218H199ZM60 220H61V219H60ZM63 220H64V219H63ZM139 220H140V219H139ZM4 221H5V220H4ZM61 221H62V220H61ZM78 221H79V220H78ZM260 221H261V220H260ZM43 222H44V221H43ZM195 222H196V221H195ZM240 222H241V221H240ZM89 223H90V222H89ZM50 224H51V223H50ZM58 225H59V224H58ZM64 225H65V224H64ZM98 225H99V224H98ZM171 225H172V224H171ZM5 226H6V225H5ZM51 226H52V224H51ZM48 228H50V227H48ZM62 228H63V227H62ZM107 228H108V227H107ZM110 228H112V227H110ZM187 228H188V227H187ZM235 229H236V228H235ZM158 230H159V229H158ZM65 231H66V230H65ZM106 231H107V229H106ZM118 232H119V231H118ZM259 232H260V231H259ZM32 233H33V232H32ZM231 233H232V232H231ZM183 234H184V233H183ZM48 235H49V233H48ZM48 235H47V236H48ZM118 235H119V234H118ZM253 235H254V234H253ZM258 235H260V234H258ZM55 236H56V235H55ZM63 236H64V235H63ZM63 236H62V237H63ZM67 236H68V234H67ZM67 236H66V237H67ZM119 236H120V235H119ZM41 237H42V236H41ZM59 237H60V235H59ZM59 237H58V239H59ZM66 237H65V239H66ZM120 238H121V237H120ZM120 238H119V240H121V239L123 238V236H122L121 239H120ZM56 239H57V238H56ZM239 239H240V237H239ZM25 240H26V239H25ZM50 240L53 242L52 239H50ZM82 241H83V240H82ZM146 241H147V239H146ZM57 242H58V241H57ZM63 242H64V240H63ZM66 242H67V241H66ZM118 242H119V245H120L121 242H122V243L125 242V239H124V241H118ZM13 243H14V242H13ZM53 243H54V242H53ZM64 243H65V242H64ZM64 243H63V244H64ZM126 243H127V242H126ZM123 245H124V244H123ZM123 245H122V246H123ZM120 246H121V245H120ZM122 246H121V247H122ZM125 246H126V245H125ZM125 246H124V247H125ZM225 246H226V245H225ZM101 247H102V246H101ZM124 247H123V248H124ZM47 248H48V247H47ZM61 248H62V247H61ZM123 248H122V250H123ZM220 248H221V247H220ZM227 248H228V246H227ZM84 249H85V248H84ZM125 250H126V249H125ZM142 250H143V249H142ZM208 250H212V248H211V249H208ZM46 252H47V251H46ZM209 252H211V251H209ZM218 252H219V251H218ZM47 253H48V252H47ZM120 253H121V252H120ZM122 253H123V252H122ZM212 253H213V252H212ZM214 253H215V252H214ZM224 253H225V252H224ZM75 255H76V254H75ZM97 255H98V254H97ZM216 255H217V254H216ZM122 256L125 257V255H122ZM223 256H224V255H223ZM244 257H245V256H244ZM244 257H243V259H244ZM95 258H96V257H95ZM182 259H183V258H182ZM63 260H64V259H63ZM85 260H86V259H85ZM150 260H151V259H150ZM152 260H154V259H152ZM152 260H151V261H152ZM151 261H150V262H151ZM177 261H179V260H177ZM210 261H211V259H210ZM174 262H175V261H174ZM180 262H182V261H180ZM257 263H258V262H257ZM257 263H256V264H257ZM38 264H39V263H38ZM157 264H158V263H157Z\"/></svg>",
    "mask_w": 264,
    "mask_h": 264
}]
</instances>
